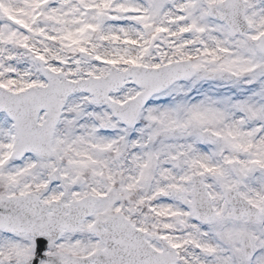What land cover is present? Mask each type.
Returning <instances> with one entry per match:
<instances>
[{"label": "snow or ice", "instance_id": "snow-or-ice-1", "mask_svg": "<svg viewBox=\"0 0 264 264\" xmlns=\"http://www.w3.org/2000/svg\"><path fill=\"white\" fill-rule=\"evenodd\" d=\"M0 264H264V0H0Z\"/></svg>", "mask_w": 264, "mask_h": 264}]
</instances>
